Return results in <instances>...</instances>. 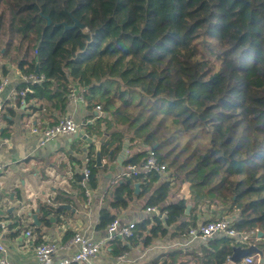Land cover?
<instances>
[{
  "label": "trees",
  "instance_id": "obj_1",
  "mask_svg": "<svg viewBox=\"0 0 264 264\" xmlns=\"http://www.w3.org/2000/svg\"><path fill=\"white\" fill-rule=\"evenodd\" d=\"M0 57L23 75L44 76L17 90H29L24 101L57 114L56 122L78 85L87 109L101 108L103 117L93 112L95 124L85 127L104 140L103 159L116 162L128 140L134 154L124 169L143 167L150 149L166 164L164 176L123 177L97 229L145 199L143 209L159 214L136 225L133 246L185 238L212 208L235 231L262 233L251 241L264 251V0H0ZM88 158L94 189L108 166L96 167L94 144ZM184 186L189 198L180 195ZM40 212L46 228L49 215L65 213L50 205ZM109 244L113 255L128 250L120 240ZM236 245L217 237L146 264H228Z\"/></svg>",
  "mask_w": 264,
  "mask_h": 264
},
{
  "label": "crops",
  "instance_id": "obj_2",
  "mask_svg": "<svg viewBox=\"0 0 264 264\" xmlns=\"http://www.w3.org/2000/svg\"><path fill=\"white\" fill-rule=\"evenodd\" d=\"M4 68L8 71L6 77L9 78L11 85L1 96L4 112L0 118V159L4 165V172L0 174V243L5 247L4 258L12 264H39L34 255V247L39 242L37 229L43 234V242L52 241L58 245H64L78 232L95 240L106 238L105 231L97 229L100 223L99 215L103 209L109 207L110 191L123 179L122 174L127 169L119 163V156L124 147L116 162H112L107 157L103 159L102 168L105 165L108 168L98 172V183L94 189L91 188L90 182L86 188L83 187L82 171L86 166L92 144L75 139L74 136H61L45 147H40L39 137L31 132V125L45 128L56 122L54 117H57V114L33 111L32 107L39 109V105L35 102L28 103L24 99H19L21 102L19 104L18 100H8L10 91L17 90L18 85L26 82L22 80V73L16 65L0 57V79L3 77ZM78 88L82 91L79 86ZM8 108L13 109V112H8ZM93 112L97 119L99 114L97 115L96 110ZM92 113L87 109V103L83 105L79 101L72 100L64 117H59L58 122L69 116L81 125L85 120H89L86 125L95 124V118H91ZM81 132L87 135L85 126L81 128ZM89 138L95 140L93 143L95 151L100 141H104L100 138ZM126 143L128 150L124 158L134 154V151L129 150L128 140ZM184 188L185 195L182 194ZM184 188L180 195L189 198L187 186ZM144 203L145 199L134 200L126 211L118 213L117 219L123 225L139 224L147 217L155 216L143 209ZM48 205L55 208L68 205L70 208L63 209L65 213L58 217L49 215L51 225L46 228L41 221L40 207ZM157 211L159 214L158 209ZM211 211L213 214H210ZM219 213L212 208H204L202 215L199 216V225L209 220L231 218ZM29 230L32 231V237L28 239L25 238V233ZM259 239L261 238H257ZM187 242L186 236L182 239H172L167 236L146 247L134 245V248H128L127 252L119 255L111 253L108 243L107 248L90 264H146L166 252L174 250L185 252L198 249L208 243L188 244ZM122 243L124 244L123 241ZM249 244L256 247L259 252L251 256L255 264H264V251L252 241L246 245L237 243L234 248L244 249ZM61 254L68 256L69 251ZM121 255L126 256L125 261L118 260ZM242 261L237 264H243ZM228 264L235 263L229 259Z\"/></svg>",
  "mask_w": 264,
  "mask_h": 264
},
{
  "label": "built area",
  "instance_id": "obj_3",
  "mask_svg": "<svg viewBox=\"0 0 264 264\" xmlns=\"http://www.w3.org/2000/svg\"><path fill=\"white\" fill-rule=\"evenodd\" d=\"M22 80L24 82H30L32 84H41L44 82V76H37L35 74L23 75ZM11 82L9 78L2 77L0 79V118L3 113L4 103L1 101V96L5 93ZM26 91L13 90L8 94V100L15 101L23 99L26 96ZM68 100L79 101L81 104H86V100L83 98V91H79L78 85H72V90L68 95ZM97 115L99 117L103 115L100 107H96ZM89 123V120H85L84 124H79L72 117L65 116L57 124L47 125L45 128H39L31 125V132L39 137V146L45 147L46 144L54 141L61 136H76L82 134L81 128ZM147 159L143 167L129 166L122 177L130 178L135 177L142 172L152 171L158 175H166L167 166L162 163L160 157L153 150L147 151ZM90 158H87L86 166L82 171L84 182L83 187L86 188L90 182ZM4 172V165L0 159V174ZM148 213L158 215L156 208H147ZM135 223H129L123 225L119 219L107 223L105 226L106 238L95 240L84 233L78 232L72 236L64 245H58L55 242H43L34 247V255L37 257L39 264H90L92 261L100 256V254L107 248L108 243L116 240L124 242V245L129 249L134 248L130 240L134 238V230L136 228ZM232 237L236 239V242L240 245L248 244L251 240L259 238V232H243L239 233L234 229V220L232 218H223L204 222L196 228L189 230L186 236L188 244L204 243L217 237ZM32 237V231L25 233V238ZM252 246V245H248ZM247 246V247H248ZM75 249V250H74ZM68 256H62V252H68ZM5 247L0 243V264H12L6 258H4ZM231 259V257H230ZM119 261H125L126 256L121 255L118 257ZM244 264H255L252 257L244 258L242 261Z\"/></svg>",
  "mask_w": 264,
  "mask_h": 264
},
{
  "label": "water",
  "instance_id": "obj_4",
  "mask_svg": "<svg viewBox=\"0 0 264 264\" xmlns=\"http://www.w3.org/2000/svg\"><path fill=\"white\" fill-rule=\"evenodd\" d=\"M48 20V23H50V20ZM75 27H79V28H84V25L80 24L79 22L75 21ZM66 28H69L67 25H66ZM75 139H79V140H82V141H86L87 143H90V144H93L94 143V139H91L89 138L87 135H83V134H78L76 136H74ZM103 144V141H100V145ZM100 145L98 144L97 147H96V151H95V158H96V167L97 168H102L103 167V158H102V155H101V148H100ZM127 150H128V144L126 143L124 145V150L122 151L121 155L119 156V163L122 164L125 160V155L127 153ZM139 190H140V184H136L135 185V193L138 194L139 193ZM70 207L67 205V206H62V209H69ZM189 209H190V205H188V208L186 209L185 213L188 214L189 213ZM0 215H1V211H0ZM263 234L259 232V238H262ZM259 253L257 248L254 247V246H250V247H247V248H244V249H241V248H233V255L231 256V262L232 263H240L242 260H244V258H247V257H251L255 254Z\"/></svg>",
  "mask_w": 264,
  "mask_h": 264
},
{
  "label": "rangeland",
  "instance_id": "obj_5",
  "mask_svg": "<svg viewBox=\"0 0 264 264\" xmlns=\"http://www.w3.org/2000/svg\"><path fill=\"white\" fill-rule=\"evenodd\" d=\"M185 190H186V189L184 188L183 193L181 192L183 195H185V194H184V191H185ZM206 209H207V208H206ZM208 209H210V208H208ZM207 211H208V210H207ZM211 212H212V213H210V214H213V211H211Z\"/></svg>",
  "mask_w": 264,
  "mask_h": 264
}]
</instances>
